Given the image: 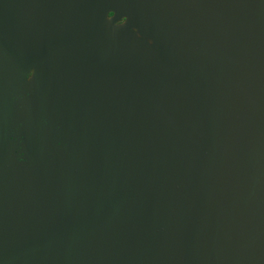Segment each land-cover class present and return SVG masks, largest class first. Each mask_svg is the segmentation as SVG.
Returning <instances> with one entry per match:
<instances>
[{
    "label": "water",
    "instance_id": "water-1",
    "mask_svg": "<svg viewBox=\"0 0 264 264\" xmlns=\"http://www.w3.org/2000/svg\"><path fill=\"white\" fill-rule=\"evenodd\" d=\"M0 264H264V0H0Z\"/></svg>",
    "mask_w": 264,
    "mask_h": 264
}]
</instances>
